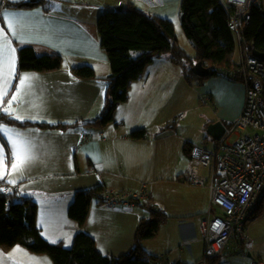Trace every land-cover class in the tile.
<instances>
[{
  "label": "crops",
  "instance_id": "obj_1",
  "mask_svg": "<svg viewBox=\"0 0 264 264\" xmlns=\"http://www.w3.org/2000/svg\"><path fill=\"white\" fill-rule=\"evenodd\" d=\"M129 2L174 23L180 19V0H45L31 8H0V113L48 123L77 122L63 129L1 124L0 182L35 200L42 235L66 247L79 231L68 215L77 190L98 185L104 192L143 190L146 197L134 205L92 202L84 230L95 239L98 251L114 257L127 253L140 220L150 214L143 204H151L170 215L158 237L144 241L149 252L166 254V260L156 264H195L204 251L199 224L208 211L209 189L187 183L192 159L184 146L215 148L219 140L209 134L208 126L219 120L228 126L238 118L245 87L224 75L210 77L201 84L204 117L196 126L199 135L183 133L184 122H175L173 112L179 64L161 55L133 82L130 97L118 105L113 122L104 127L86 124L105 109L106 78L111 73L108 54L98 40L97 19L107 9H122ZM22 45L34 46L39 54L60 53L62 68L19 71ZM82 64L91 65L98 78L76 77L72 69ZM138 128L147 130L146 137H132ZM13 140L30 157L19 170L13 167L17 164ZM231 242L244 245L235 236L227 246ZM18 246L0 253V264H54ZM175 251L180 253L172 259L168 253Z\"/></svg>",
  "mask_w": 264,
  "mask_h": 264
},
{
  "label": "trees",
  "instance_id": "obj_2",
  "mask_svg": "<svg viewBox=\"0 0 264 264\" xmlns=\"http://www.w3.org/2000/svg\"><path fill=\"white\" fill-rule=\"evenodd\" d=\"M45 0L13 1L0 0V8H31ZM181 25L186 36L192 40L194 56L179 44L174 22L164 16L152 14L129 2L122 9H107L97 19L98 40L108 54L111 73L106 78L107 99L101 116L86 124L104 127L114 121L119 104L130 97L134 81L145 74L146 68L156 57L167 55L174 64L183 67L184 76L192 81L196 78L203 84L210 76H227L241 81L239 75H232L237 65V43L229 28V14L221 0H180ZM245 46H252L264 52V4L254 5L252 19L244 30ZM19 71H52L62 68L63 55L52 51L39 54L32 45H22L18 49ZM197 62L211 68V75L202 77L193 72ZM80 79H97L94 68L82 64L72 69ZM15 127L65 128L74 123H48L29 119H17L11 114L0 113V125ZM147 130L138 128L132 137H146ZM192 144L186 143L185 153L190 156ZM104 188L101 185L77 190L68 208V215L76 221L79 231L71 247L62 242L47 240L37 224L38 206L35 200L20 194L13 186L0 182V249L8 252L20 245L39 254H48L54 264H156L164 262L166 256L155 255L144 247V241L158 237L160 227L170 219L162 208L143 204L150 212L140 220L134 245L121 256H109L98 251L95 239L85 232L91 204L97 200L104 203ZM262 213L260 209L257 216ZM219 258L214 262L217 264Z\"/></svg>",
  "mask_w": 264,
  "mask_h": 264
},
{
  "label": "built area",
  "instance_id": "obj_3",
  "mask_svg": "<svg viewBox=\"0 0 264 264\" xmlns=\"http://www.w3.org/2000/svg\"><path fill=\"white\" fill-rule=\"evenodd\" d=\"M262 1L221 0L239 53L232 75L241 77L245 101L240 115L227 126L215 148L196 144L190 149L192 165L187 183L209 189L208 211L199 224L204 251L195 264H216L214 260L221 256L232 236L246 243L248 222L260 209L264 214V60L245 46L244 38L253 7ZM103 196L104 204L109 206L134 205L146 194L143 190H107ZM255 264L264 262L258 260Z\"/></svg>",
  "mask_w": 264,
  "mask_h": 264
},
{
  "label": "rangeland",
  "instance_id": "obj_4",
  "mask_svg": "<svg viewBox=\"0 0 264 264\" xmlns=\"http://www.w3.org/2000/svg\"><path fill=\"white\" fill-rule=\"evenodd\" d=\"M263 4H264V0H263ZM110 10H112V8H110ZM174 25L176 30V37L179 44L187 51L189 55L194 56L195 48L193 46V42L184 33L181 25V19H177ZM238 55L239 53L237 47V53H236L237 59L239 58ZM178 69H179V81L176 92L177 107L174 108L173 106V112H176L174 116L175 118L174 120L175 122H178L179 125L180 123L182 124L184 122L183 126H181L180 128L181 132L186 134L188 133L193 136H195L196 134L199 135V131L196 130V126L200 125L202 121L201 119L204 117L203 114L204 108L201 107L202 105L201 100L203 97L202 85L201 83L198 82L196 78H193L192 81H189L184 76L181 65H178ZM208 79H206L204 83L208 81ZM199 105L201 108H199ZM242 132H245V130H242ZM201 172L206 173V170L204 171V169H202ZM246 235L248 236V241L244 243L243 246L237 244L236 242L229 243V246H227L224 249L221 256L219 257V264H254L258 260L264 262V214L263 213H261L258 216L256 215L255 218L251 219L248 222ZM161 237L163 239V236ZM18 247H20L19 249H23L21 246ZM249 251L252 253L251 256L248 254ZM0 253H5V252L3 250H0ZM30 253H32V255H44V257H47L48 259H50V261H52V259L48 254H39L31 251ZM179 253L180 252L177 253L175 251L174 253H168V254L172 255V259H175V257L178 256ZM163 256H166V254H164ZM0 262H1V258H0Z\"/></svg>",
  "mask_w": 264,
  "mask_h": 264
},
{
  "label": "water",
  "instance_id": "obj_5",
  "mask_svg": "<svg viewBox=\"0 0 264 264\" xmlns=\"http://www.w3.org/2000/svg\"><path fill=\"white\" fill-rule=\"evenodd\" d=\"M32 1H36V0H32ZM252 53L256 57L264 60V52L258 50L255 47V45L252 46ZM193 72L199 76L206 77L211 75V68L204 65L202 62H197L193 66ZM226 131H227V125L222 120L216 121L208 126L209 134L218 140H220L224 136Z\"/></svg>",
  "mask_w": 264,
  "mask_h": 264
},
{
  "label": "snow or ice",
  "instance_id": "obj_6",
  "mask_svg": "<svg viewBox=\"0 0 264 264\" xmlns=\"http://www.w3.org/2000/svg\"><path fill=\"white\" fill-rule=\"evenodd\" d=\"M11 15H15V14H9ZM10 27H11V23H10ZM2 31V30H0ZM28 78L25 77V80H27ZM21 83L23 84L24 81H21ZM13 99H15V97H13ZM5 111H7V109H5ZM20 117H17V119H19ZM13 145L16 148V153H17V164H14L13 167L16 168L17 170L20 169V167L26 162V160L30 159V157L28 156V154L26 153L24 147L17 143V141L13 140L12 141Z\"/></svg>",
  "mask_w": 264,
  "mask_h": 264
}]
</instances>
